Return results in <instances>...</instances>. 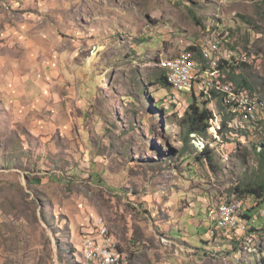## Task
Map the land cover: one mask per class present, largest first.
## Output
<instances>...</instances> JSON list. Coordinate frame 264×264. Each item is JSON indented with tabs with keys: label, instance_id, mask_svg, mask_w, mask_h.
<instances>
[{
	"label": "rangeland",
	"instance_id": "rangeland-1",
	"mask_svg": "<svg viewBox=\"0 0 264 264\" xmlns=\"http://www.w3.org/2000/svg\"><path fill=\"white\" fill-rule=\"evenodd\" d=\"M56 56L87 81L71 115L44 97ZM177 56L197 62V94L161 83ZM231 67L254 87L244 115L209 86L242 87ZM262 95L264 0H0V264H94L82 251L99 218L122 264H264V205L235 191L263 179L264 128L241 119L264 122ZM196 99L217 121L188 137ZM230 118L239 143L218 134ZM227 198L252 216L236 245L211 235Z\"/></svg>",
	"mask_w": 264,
	"mask_h": 264
},
{
	"label": "bare ground",
	"instance_id": "bare-ground-1",
	"mask_svg": "<svg viewBox=\"0 0 264 264\" xmlns=\"http://www.w3.org/2000/svg\"><path fill=\"white\" fill-rule=\"evenodd\" d=\"M214 53H216V52H212V56ZM203 56H204V53H203ZM216 61L219 62L217 60V58H216ZM227 61H222L221 65L223 63H226ZM183 63H193V69L191 70L190 81H188V84H189L188 88H190V89H187L185 87H181V81L176 79V74H178V70L180 69L181 66H183ZM160 67L163 70H165V72L167 73V77L169 78V80H168L169 86L174 87V89L178 93L190 92L192 94L193 93L197 94L198 66H197L196 61H193L190 57H187V56L169 57V58H163L162 59ZM214 83L210 84L209 86L210 87H212V86L216 87L224 95V99L226 98V99L230 100L231 106H234L236 109V111H234L232 109V112L238 113V110H240L241 113L243 114L245 107L239 105V97L241 94H243L246 91L247 88L244 86L243 87H234V85L230 84V83H228V84L219 83L218 79ZM241 119L244 121V123H248V124L249 123L250 124L259 123V122L246 121L242 117H241ZM227 200H229V199H227ZM237 201H239V200H237ZM226 202L227 201H224V202L222 201V204L219 207V211H218L217 216L215 217V220H214L215 224L213 226H211L212 227L211 228V235L214 237L216 235H219V236L221 235V236H224L228 239H232V237L235 234H237L239 231L248 230V229H246V227H239L237 229V233H232L231 236L225 235L224 230H219V226L216 222L219 219H222V216L224 214L223 204ZM233 218H234L236 223H243L244 218H245L243 208H236L233 211ZM244 224H245V222H244ZM101 225H102V229L96 230L97 236H95V237L93 236V237H90L89 239L88 238L86 239V243H85V246H84L83 251H82L84 256L86 257V259L88 261H90L91 263H94V264H102L101 258H100V249H110V247H112V245L118 246L116 240L113 238V236L110 233L108 224L105 221H103L102 219H101ZM251 240H252V238H251ZM87 242H90V243H87ZM89 251H91L90 258H89ZM118 253H119V250H118ZM122 260H123L122 255H120L119 258L115 260V264H122Z\"/></svg>",
	"mask_w": 264,
	"mask_h": 264
},
{
	"label": "trees",
	"instance_id": "trees-1",
	"mask_svg": "<svg viewBox=\"0 0 264 264\" xmlns=\"http://www.w3.org/2000/svg\"><path fill=\"white\" fill-rule=\"evenodd\" d=\"M190 50L192 52H194L195 54L197 52L200 53V56L203 57V51L200 49V47L199 48L192 47ZM233 50H235V49H233ZM201 51H202V53H201ZM226 63H229V61ZM230 69L233 72L232 74H230L231 75L230 79H233L234 81H236L240 85H243L246 88L249 87L250 89L253 90L254 87L251 84V82L245 76L239 75V73L237 72L238 71L237 68L231 67ZM160 81L164 86H167V73L166 72L163 75V78L160 79ZM200 103H202V104H200ZM208 105H209L208 102L207 103L199 102L198 99H196L194 101V103L191 105L190 111L188 112V115L185 119L188 121L187 123H188L189 128H190V130L187 131V134H186L188 137L191 135L192 132H196V131H198V135H200L201 133H207L209 131V128L210 129L212 128L211 124L213 122L217 121V117L214 115L213 111L208 108ZM160 107H161V104H158L156 109H158ZM232 119L233 118H230V119L224 121V123L222 125L223 128H221V131H219L218 134L223 136L224 138L234 137V139H236L237 143H239L240 139H242L243 136L248 137V135L245 132L247 130L245 128H243V129L240 128L241 129L240 132L230 131V133L228 134L226 132V130L229 129V126L231 124L230 121ZM256 124L260 126L259 127L260 129L264 128V122H260V123H256ZM238 129H239V126H238ZM242 133H244V135H241ZM261 148H262V150H260V151L257 148H255V153H256L257 159L260 162V167H261L260 170H262V172H263V179H261L258 182H255V183H250L247 186H243L242 188L237 187L235 190L236 194H238L240 196H242L244 194H248V195H251L252 197H254L255 202H256V207L254 209H257L258 207L264 205V144H262ZM185 153L186 152H183L182 154H185ZM203 154L208 155L209 161H213V159L210 157L211 153H205L204 152ZM198 160L202 161L203 159H202V157H198ZM227 199L231 200L230 198H227ZM217 201L220 202L221 200H217ZM222 201H221V203H219V206H218V209L216 212V216H217V213L219 211V207L222 204ZM214 204H216V201H214ZM244 214L247 215V212H244ZM249 219H251V218H249ZM263 261H264V258H263Z\"/></svg>",
	"mask_w": 264,
	"mask_h": 264
},
{
	"label": "crops",
	"instance_id": "crops-1",
	"mask_svg": "<svg viewBox=\"0 0 264 264\" xmlns=\"http://www.w3.org/2000/svg\"><path fill=\"white\" fill-rule=\"evenodd\" d=\"M59 43V40H57V44ZM51 62L52 64L47 63V66H40L41 70L44 71L48 76L46 81L42 80L46 87L45 90L49 92V94L46 93L44 97L48 102L49 98L47 96L55 93V100H57L58 107H66L64 110H67L68 115H71V112L68 111V109H70L71 107L68 106L70 105V103H81V105L84 102L87 103V100H85V98L83 97V94L85 93L84 87L87 84V81L81 78V67L75 61H73V59L72 61L70 59H67L64 62L62 58H57L56 56V58H54V61ZM67 66L69 67V69L65 71V67ZM76 73L79 75V80H81L82 83L77 82V77L73 75ZM79 84L82 85V87H80ZM65 85L66 88H64ZM62 91H64L65 93L63 94Z\"/></svg>",
	"mask_w": 264,
	"mask_h": 264
},
{
	"label": "built area",
	"instance_id": "built-area-1",
	"mask_svg": "<svg viewBox=\"0 0 264 264\" xmlns=\"http://www.w3.org/2000/svg\"><path fill=\"white\" fill-rule=\"evenodd\" d=\"M224 36L220 33L216 38V45H220L223 47ZM230 56V52H228ZM193 69V63H183V66L178 70V74H176V79L181 81V87H185L187 89L189 87L188 81H190L191 70ZM244 106V105H243ZM244 115V112H243ZM224 206V214L222 219H219L216 223L219 226V230H224L225 235L231 236L232 233H237V229L239 227H248L243 223H236L233 218V211L236 208H243L244 212H247V206L242 201L227 200ZM102 229L101 218L98 219L97 229ZM95 237V236H94ZM90 243V242H87ZM121 254L118 253V246L112 245L110 249H100V258L102 264H115V260L119 258ZM91 256V251H89V258Z\"/></svg>",
	"mask_w": 264,
	"mask_h": 264
},
{
	"label": "clouds",
	"instance_id": "clouds-1",
	"mask_svg": "<svg viewBox=\"0 0 264 264\" xmlns=\"http://www.w3.org/2000/svg\"><path fill=\"white\" fill-rule=\"evenodd\" d=\"M198 53V52H197ZM198 54H200V53H198ZM200 59H198V61H199ZM263 96V95H262ZM264 97V96H263ZM234 119H232L230 122H231V124H232V121H233ZM230 124V125H231ZM254 124V123H253ZM257 125V124H256ZM218 130V133H219V131H221V128L220 129H217ZM211 131V130H210ZM212 132V131H211ZM213 133V132H212ZM195 137V136H194ZM226 199V198H225ZM231 200H234V199H231ZM244 203V202H243ZM245 204V203H244ZM246 205V204H245ZM252 211V210H251ZM251 214V212H250V210H247V215L245 216V219L246 220H248L247 221V224H248V222H249V218H251L252 219V216L250 215ZM261 213H263V216H264V212L262 211ZM251 228V227H250ZM250 231H251V229L249 230V233H250ZM235 236V235H234ZM234 236L232 237V241H237V242H235V245L238 243V240H235V238H234ZM245 244V251H246V247H247V244L246 243H244ZM248 252V251H247ZM248 253H252V252H248Z\"/></svg>",
	"mask_w": 264,
	"mask_h": 264
}]
</instances>
